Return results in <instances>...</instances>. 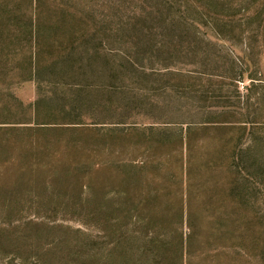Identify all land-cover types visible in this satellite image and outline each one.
<instances>
[{"label":"rangeland","instance_id":"obj_1","mask_svg":"<svg viewBox=\"0 0 264 264\" xmlns=\"http://www.w3.org/2000/svg\"><path fill=\"white\" fill-rule=\"evenodd\" d=\"M263 144L264 0H0V264H264Z\"/></svg>","mask_w":264,"mask_h":264},{"label":"trees","instance_id":"obj_2","mask_svg":"<svg viewBox=\"0 0 264 264\" xmlns=\"http://www.w3.org/2000/svg\"><path fill=\"white\" fill-rule=\"evenodd\" d=\"M261 148H264V144H263V146L261 147ZM256 221H253V225H255V224H259V222H257V223H255ZM260 225V224H259ZM260 228V227H259ZM256 231H258V232H256ZM261 231H262V229L260 228V229H256V230H254V236H252V237H254V240L253 241H255L256 239H258V240H264V236L262 235V233H261ZM258 235H257V234Z\"/></svg>","mask_w":264,"mask_h":264}]
</instances>
